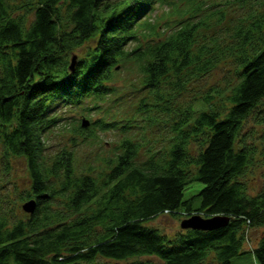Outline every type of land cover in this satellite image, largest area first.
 Listing matches in <instances>:
<instances>
[{
  "label": "trees",
  "instance_id": "1",
  "mask_svg": "<svg viewBox=\"0 0 264 264\" xmlns=\"http://www.w3.org/2000/svg\"><path fill=\"white\" fill-rule=\"evenodd\" d=\"M187 1L194 8L164 26L150 16L168 0H0V143L5 156L25 161L30 187L23 199L36 203L16 220L0 214V264H95L100 257L200 264L210 252L216 264H232L244 252V227H264V183L250 194L244 181L257 148L243 133L250 118L264 125V0H225L240 10L229 27L209 35L206 17L194 19L198 5ZM223 12L216 13L219 21ZM79 48L86 51L71 69ZM131 60L155 99L142 106L174 113L172 141L140 160L138 143L124 137L103 177L77 173L72 148L48 153V134L64 119L56 108L102 99L117 65ZM222 66L223 85L189 88ZM188 89L186 104L174 108L173 97ZM89 127L80 122L75 132L87 138ZM260 140L264 157V129ZM194 180L203 183L198 207L183 195ZM167 212L230 221L170 237L149 223ZM256 244L254 255L264 264V232Z\"/></svg>",
  "mask_w": 264,
  "mask_h": 264
},
{
  "label": "rangeland",
  "instance_id": "2",
  "mask_svg": "<svg viewBox=\"0 0 264 264\" xmlns=\"http://www.w3.org/2000/svg\"><path fill=\"white\" fill-rule=\"evenodd\" d=\"M29 0H10L13 3H26ZM198 5V15L194 19L205 18V26L203 32L209 35L217 29L228 24L230 26L231 16H235L237 12L236 6L224 5L225 0H194ZM167 2V1H166ZM213 2L220 3L219 5ZM192 1L187 0H168V3L156 4L155 10L150 16L153 20L162 22L165 19L179 20V12L190 10ZM23 11L22 9L19 10ZM224 11V18L219 21L217 12ZM212 13V14H211ZM33 18V13H27V19ZM162 29L159 30L162 33ZM168 29V28H166ZM228 33V30L226 34ZM229 38L228 34L225 38ZM226 38V39H227ZM204 39V38H203ZM207 40V39H206ZM91 42L85 43L88 47ZM86 48H79L76 55L77 58L84 55ZM224 67H217L212 75H206L202 80L196 79L193 81L194 85L189 84V88L202 84L208 87L219 83H224L222 76L224 74ZM142 73L139 70V65L136 62L128 61L117 65L116 71L106 82L109 91L108 94L103 95L102 99H94L92 97L82 98L79 104L71 103L63 106H58L56 112L64 117L61 124L51 129L48 134V153H54L60 147H68L74 150V163L77 173L87 171L94 173L98 178L103 177L105 171L108 169V158H114L115 155L122 150L119 147L120 142L125 137L138 143V159L143 160L150 156L151 152H164L168 149L172 141L174 131L171 129L172 117L174 113L169 115L167 112L159 110L157 107H146L143 104L155 103V99H151L148 88L142 86ZM222 81V82H221ZM167 84V83H164ZM196 85V86H195ZM170 85L167 84V87ZM193 91L188 89L184 93L175 95L172 101L174 108L177 105L186 104L191 97ZM216 98V97H215ZM175 111V110H174ZM86 119L89 128L92 129L87 138L75 132V127L80 122ZM115 120V126L110 129H101L99 125L92 126L91 122L94 120ZM128 125L126 129H122L123 125ZM264 129L263 124L256 123L250 118L244 125L243 133L245 134L249 143L255 145L253 165L249 166L244 181L248 185L250 194H255L262 187L264 180H262V169H264V157L262 154L263 144L260 140V135ZM157 154V153H156ZM90 167V168H88ZM98 173V174H97ZM30 178L27 171L25 161L22 158L14 156H5L2 151V144L0 143V214L10 220H16L24 217L26 212L23 209V204L28 199H23L27 190L30 187ZM203 183L194 180L184 190V199L193 197L194 207H198L201 199L195 194L199 192ZM184 217L182 214H173L170 212L154 217L150 220V224L157 226L163 233L173 237L179 230L183 228L181 221ZM243 246L242 251L238 255H234L232 264H258L254 255L253 248L257 245L264 227H249L245 226L243 229ZM147 258V257H143ZM152 259V257H150ZM127 260H113L103 257L98 258L95 264H128ZM217 258L214 252L207 254L206 258L200 264H216Z\"/></svg>",
  "mask_w": 264,
  "mask_h": 264
},
{
  "label": "water",
  "instance_id": "3",
  "mask_svg": "<svg viewBox=\"0 0 264 264\" xmlns=\"http://www.w3.org/2000/svg\"><path fill=\"white\" fill-rule=\"evenodd\" d=\"M76 55L72 56L70 62V68L74 69L75 62H76ZM82 125H88V121L83 119ZM35 200L27 201L23 204V208L25 211L31 212L35 208ZM230 221V217L227 215H214L210 217H203L199 214H193L187 218L182 219L181 226L182 228H194V229H202V230H213L218 229L220 227L225 226Z\"/></svg>",
  "mask_w": 264,
  "mask_h": 264
}]
</instances>
